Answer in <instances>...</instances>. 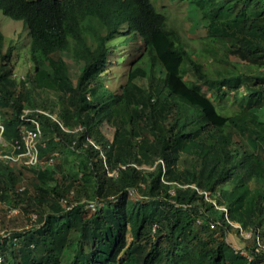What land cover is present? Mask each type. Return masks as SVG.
<instances>
[{
	"label": "trees",
	"instance_id": "16d2710c",
	"mask_svg": "<svg viewBox=\"0 0 264 264\" xmlns=\"http://www.w3.org/2000/svg\"><path fill=\"white\" fill-rule=\"evenodd\" d=\"M170 1L206 19L199 48L155 0H0L21 22L19 45L0 31L4 138H20L25 109L43 131L37 165L0 161V264H78L80 253L87 264H264V74L243 69L264 70V0ZM117 34L139 42L126 71L108 68ZM20 47L36 70L54 62L55 98L15 72ZM226 87L244 98L232 113L219 106ZM9 207L20 213L1 220Z\"/></svg>",
	"mask_w": 264,
	"mask_h": 264
},
{
	"label": "rangeland",
	"instance_id": "374dc122",
	"mask_svg": "<svg viewBox=\"0 0 264 264\" xmlns=\"http://www.w3.org/2000/svg\"><path fill=\"white\" fill-rule=\"evenodd\" d=\"M155 2L158 6L157 7L155 5L157 10L163 13L170 23L176 24L177 26L180 27V29L185 30L183 32L185 41L188 44L193 45L194 48H199V46H201L202 39L206 35V28H207L206 26L207 21L205 18L201 16L199 10L192 4L188 5V3L183 4L184 6L185 5L187 6L186 8H184L183 6L177 5L176 2H172L170 0H155ZM163 10H165L166 13L163 12ZM20 28H21L20 21L10 19L0 12V31H2L3 33V38H4V41L6 42V45H5L6 48L10 44L19 45L20 38H18L17 36L19 35L18 33L20 31ZM121 39H122L121 36L117 34L113 41L115 44L119 45ZM22 43H26V40L23 39ZM138 44L139 42H133L132 44H125V45L120 44L116 48L113 54H107V58L111 61V62H108V68L111 67L115 71H126L127 69H129V67L131 66V63L134 61V59L139 54ZM27 55H28L27 48L20 47L16 49L15 55L12 57V63L16 65L15 72L17 74H25V76L35 78V81H36L35 85L39 89L43 90V92H40V93L36 92L35 94L37 96L47 97L49 95L55 98L57 96V94L55 93L56 84L53 82L51 74H50V70L53 67L54 62L50 61L48 64L36 70L34 64L30 62ZM187 69L188 70L186 72V77L189 79H193L194 78V73L192 72L193 70H191L189 67ZM243 69L248 74L254 77L258 75L261 76V74H264V70H262V72L261 70L257 72L255 68L250 64H246ZM110 76L113 79V83L117 85L118 80L114 79L113 74H111ZM123 77H124V72L120 80H122ZM136 80L141 83H144L147 79L137 78ZM210 84L211 82L207 81L206 83H204V86L206 87L207 85V88H208V85ZM243 99L244 98L237 97V95L230 88L226 87L224 95L221 97L219 106L221 109L223 110L225 109L228 113H232L239 109V101ZM254 116L255 115H252V118H254ZM4 134H3V141L1 143L6 145V144H9V141H6V139L4 138ZM54 159H55V163L60 162L61 167L64 168L66 163L70 159V154L68 153L67 150L57 149V152L54 155ZM123 178L125 179L126 182L130 183L131 176H130V172L128 169L124 172ZM130 194L134 201L140 199L139 194H136L134 189L131 190ZM206 194H208V192ZM12 208H15V207H9L7 209L8 210L7 217L4 216L1 218V220H9L8 217L10 216L15 217V215L10 214L11 213L10 210ZM31 214L23 215V216L21 215L20 218L18 219L13 218L12 220H19V223H17L19 225L12 226V227L21 228L22 226H29L30 224L32 225L33 216ZM160 214L162 215V217H164V219H170L171 217V212L169 208L165 204H162V203L160 204ZM0 225H1L0 227L2 228V230L3 229L7 230V228L3 227L2 224ZM108 232L109 234H111L110 229H108ZM248 234L249 233H247V235ZM129 240L130 241L132 240L131 233H129ZM235 243L237 246L242 245L241 242L239 241ZM78 264H87L82 253H80L78 256Z\"/></svg>",
	"mask_w": 264,
	"mask_h": 264
},
{
	"label": "built area",
	"instance_id": "2783aa9c",
	"mask_svg": "<svg viewBox=\"0 0 264 264\" xmlns=\"http://www.w3.org/2000/svg\"><path fill=\"white\" fill-rule=\"evenodd\" d=\"M30 109L24 110V117L29 124H25L22 127L20 138L12 139L9 142V145L12 146V149L9 150H1L0 151V161L3 160L8 163L18 162L27 167H31L37 165L39 163V147L42 138V127L37 117L28 116ZM49 114V113H48ZM52 117L56 118L54 115L50 114ZM63 127V125L60 123ZM5 132V125L0 122V142L3 141V134ZM91 141V140H90ZM93 142V141H91ZM50 161H53L51 159ZM65 200V199H64ZM66 201V200H65ZM1 199H0V207H1ZM104 201L97 199H90L87 201L86 206L92 210H97L101 206H103ZM68 208L72 207V204H68ZM11 215H16L20 213V208L15 207L11 210ZM33 216L32 221H34L37 217L36 213L31 214ZM10 236V231L7 229H3L0 227V243L3 242L5 237ZM4 257L0 254V261H3Z\"/></svg>",
	"mask_w": 264,
	"mask_h": 264
}]
</instances>
